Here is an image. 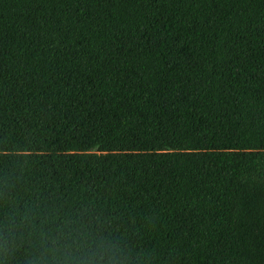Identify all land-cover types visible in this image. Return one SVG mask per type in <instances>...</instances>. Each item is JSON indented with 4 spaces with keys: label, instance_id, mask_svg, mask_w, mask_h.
<instances>
[{
    "label": "trees",
    "instance_id": "16d2710c",
    "mask_svg": "<svg viewBox=\"0 0 264 264\" xmlns=\"http://www.w3.org/2000/svg\"><path fill=\"white\" fill-rule=\"evenodd\" d=\"M69 232L264 264V0H0V264Z\"/></svg>",
    "mask_w": 264,
    "mask_h": 264
},
{
    "label": "clouds",
    "instance_id": "9594fccd",
    "mask_svg": "<svg viewBox=\"0 0 264 264\" xmlns=\"http://www.w3.org/2000/svg\"><path fill=\"white\" fill-rule=\"evenodd\" d=\"M51 245L60 254V264H127V255L104 236L62 233L52 238Z\"/></svg>",
    "mask_w": 264,
    "mask_h": 264
}]
</instances>
